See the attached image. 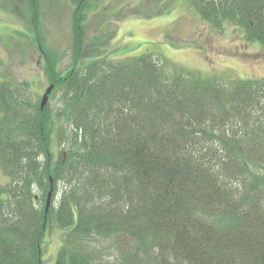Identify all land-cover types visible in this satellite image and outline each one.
I'll list each match as a JSON object with an SVG mask.
<instances>
[{"label": "trees", "instance_id": "obj_1", "mask_svg": "<svg viewBox=\"0 0 264 264\" xmlns=\"http://www.w3.org/2000/svg\"><path fill=\"white\" fill-rule=\"evenodd\" d=\"M29 1L54 87L42 109L26 97L28 82L0 80L9 178L0 186V264H43L53 224L66 230L55 264H264V77L222 83L166 72L153 53L112 59L100 34L85 61L91 0H72L71 61L59 67L43 46L42 0ZM184 1L212 26L230 22L264 46V0ZM62 120L69 134H58L59 145L68 143L53 152ZM106 252L113 261L103 262Z\"/></svg>", "mask_w": 264, "mask_h": 264}, {"label": "rangeland", "instance_id": "obj_2", "mask_svg": "<svg viewBox=\"0 0 264 264\" xmlns=\"http://www.w3.org/2000/svg\"><path fill=\"white\" fill-rule=\"evenodd\" d=\"M85 4L91 6L87 20L83 21L86 50H83L82 58L85 61L95 51V39L100 34L103 54L112 59L153 53L160 58L166 72L184 68L199 74L202 79L222 83L264 77V46L247 41L241 30L230 22L223 28L212 26L184 0H99L97 3L91 0ZM31 5L29 0H0V80L22 85L28 82L30 90L25 93L26 97L34 101L40 98L41 102L50 82L41 48L33 41L36 31ZM75 5L72 0H42L45 13L41 27L43 46L58 55L59 67L70 65ZM157 6L165 12L155 11ZM165 7L169 9L165 10ZM56 99L51 105H56ZM63 132L68 140L66 120L56 126L57 134L53 135L51 146L53 152L68 143L62 141L59 145L58 134ZM8 181L0 165V186ZM65 232L56 224L47 230L42 246L43 264H55ZM110 252L104 255V263L114 260ZM100 263L98 260L97 264Z\"/></svg>", "mask_w": 264, "mask_h": 264}, {"label": "water", "instance_id": "obj_3", "mask_svg": "<svg viewBox=\"0 0 264 264\" xmlns=\"http://www.w3.org/2000/svg\"><path fill=\"white\" fill-rule=\"evenodd\" d=\"M54 87V84H50L47 88L46 91L44 93V95L42 96V100L40 102V107L43 109L49 100V95L52 92V89ZM52 194H53V186H51L48 194H47V199H46V211L49 209L51 202H52Z\"/></svg>", "mask_w": 264, "mask_h": 264}]
</instances>
